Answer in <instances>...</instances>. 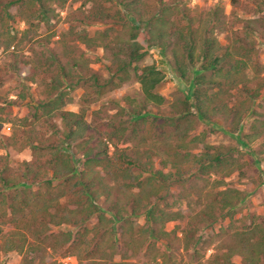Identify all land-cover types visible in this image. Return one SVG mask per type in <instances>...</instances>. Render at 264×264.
Returning <instances> with one entry per match:
<instances>
[{
	"label": "rangeland",
	"instance_id": "374dc122",
	"mask_svg": "<svg viewBox=\"0 0 264 264\" xmlns=\"http://www.w3.org/2000/svg\"><path fill=\"white\" fill-rule=\"evenodd\" d=\"M6 1L8 0H0L3 5L6 4L4 3ZM114 2L105 3L98 0L96 3L93 1L84 4L83 0H69L63 7L56 6V3L50 4L48 6H52L55 16H52V21L48 25L28 17L35 12L36 8L34 7L32 9L24 7L22 13L25 17H22L17 14V6H12L6 14L2 5H0V118L6 120V125L0 127V140L4 141V146L0 141V156L5 158L9 155L11 157V163L6 164L8 167L5 169L4 175L13 178L16 175L21 176L27 166L30 167L32 164V171H36L39 166L37 161L42 163V160H45V157L41 155V150H37L35 156L32 155V161H29L30 154L27 151L23 153L12 152L10 148L14 147L18 143V138H20L16 132H20L19 134L25 132V135H31L32 133L33 137L31 138L33 141L38 139L34 138V132H37V135L41 137L46 135L43 137L44 139L50 135L51 132L45 131L46 127L38 129L43 127L39 122H33L30 126H22L16 119L29 115L31 109L26 105L27 103L37 102L45 97L47 91L45 86L50 84L47 80L60 72L59 65L65 67L66 72L71 68V75L73 76L70 82V84L72 82L73 84L67 86L68 82L66 81L62 87V90L67 92L68 98L72 99V102H68L69 104L67 103L65 108L72 112H80L83 107L87 110L85 118L89 127L84 138L91 142L88 146L98 144L100 140L106 138V134L113 131L117 136H113L110 142L116 143L119 148L123 149L128 146V152L134 155V153L132 154L134 143L129 140L132 127H138L139 124L142 127L143 124L145 126L142 129L144 136L147 134L154 136L157 130H153L151 134L148 132V128L153 129L152 127L155 128L163 124L164 127L166 126L163 130L165 133L174 134V130L168 128L167 123L169 125V121L183 115L185 100L188 101L189 105H193V90L195 87H193L192 81L198 73L200 64L188 67L186 70L187 77L180 79L177 73L173 71L171 49L165 46L166 50L162 55L160 48L154 45L157 42L156 40L153 42L143 41L146 53L138 66L141 68L153 65L163 72L164 80L157 87V92L164 98L162 105L154 107L145 104L140 86L134 79L114 89H110L111 86L108 84L100 87L106 80L109 81L112 73L119 66L120 59L124 58L122 55L114 58L113 54L121 50L125 40H127L128 29L126 27L137 25V19L131 16L129 19H125L124 28L120 30L121 23H114L111 19L116 11ZM186 5L188 8L186 13L184 11L178 13L176 10L169 12L170 19L174 20L177 26L183 27L189 23V20H192L194 21L192 27L197 28L199 20L195 15L196 12L217 8L221 15L218 20V27L212 33L223 48L232 45L238 39L242 40L243 46L250 43L253 46L251 52L253 64H250L244 70L242 76H245L246 79L243 83L238 84L236 88H229L224 85L219 87L221 90L219 95H212L217 90L214 84L222 82L223 79L214 77L212 72L203 73L206 80L210 81L208 85L211 89L208 93L212 98H216L213 105L215 107L226 105L227 111L222 110L223 112L213 115L208 121L194 118L196 129L191 134V136L206 134L205 142L210 147L215 148L210 149L209 154L213 155L219 152L222 157L228 159V162H233L237 170L225 178L221 173L201 176L198 171V162L188 156L181 166L185 179L176 185L170 186L167 191L162 190L161 196L162 198L164 196V199L157 200L155 203L160 208L169 206L175 212H180L183 218L165 225L164 228L170 233V236L162 241L158 240L154 247L151 246L148 249L146 256H142V252L136 253L144 245L147 236L144 232L147 228L145 216L140 215L131 218L132 232H134L132 242H130L128 235H125L124 238L120 237V223L115 222L112 226L117 239L115 249L118 251L120 258L117 256V259L113 261L114 264L119 262H126L125 264H153L152 259L156 255H159V258L164 255L167 260L170 258V262L174 264H209L210 256L216 252L217 248V250H220L221 245L225 244V247L230 246L231 248L234 245L238 246L236 241L239 239V237L237 238L239 233L246 232L254 225L264 229V126L261 127L264 120V93L263 95L261 93L258 98H252L249 92L245 94L246 97L243 96L245 88L251 91L258 88H262L261 91L264 90V70L257 73V66L254 65L258 63L264 68V0H187ZM143 18L147 19L145 15H143ZM203 20L205 19L203 18ZM201 24L205 23L202 21ZM110 26L113 30L109 32L105 39L109 46L106 47L107 49L95 46L93 43H87L83 38L84 35L87 36V39L98 37L97 33L108 29ZM186 32V28H184L183 33L186 34ZM141 33L145 38L148 37L146 28L141 27ZM174 38L172 36L171 39H166L165 44L169 45V42H173ZM94 77H96L95 85L93 82ZM232 78L236 79L234 76ZM113 83L115 85L118 80L115 79ZM96 87L100 89L99 94L95 92ZM20 95L25 96V100L18 99ZM83 98L85 99L83 100ZM66 101L68 100L65 99ZM233 108L241 113L243 110H247L239 128L235 127L236 118L230 111ZM133 110L142 112L143 116L133 117L130 115ZM54 121H58V119L55 118ZM132 122L136 124L133 125ZM152 122H155L154 126L151 125ZM123 124L125 125L123 126ZM251 126H255L256 130L252 131ZM7 127L10 129L8 130ZM121 127L128 130L122 137ZM26 131H28L27 134ZM62 132L63 130L60 131L58 137L62 135ZM259 132L262 133L257 142L248 145L247 141ZM138 135L140 136V134ZM245 136H250V138L246 139ZM159 140H162V138ZM120 141H129V143L120 145ZM111 147L108 152H112L114 149L113 146ZM65 148H67V153L72 156L77 170H81L83 163L82 151L77 148L76 143L64 146ZM190 151L195 154L204 152V150L194 147L190 148ZM4 163V160L0 159L1 169L5 165ZM154 168L161 170L159 160L155 161ZM167 170L165 169L164 172H167ZM220 180H223L229 188L242 192L243 199L231 210V216L227 217L225 214L228 211L224 210L222 211L223 215L218 217L217 222L211 227H207L208 223L205 225L202 223L204 218L202 212L203 210L205 212L209 211L205 207L211 204L212 208L210 207V210L218 213V205L212 200L206 203L205 199L210 200L212 197H216L217 191L224 188L222 186L216 187L219 186L217 182ZM109 184L112 183L109 182ZM54 185H58V181H54ZM24 186L28 187V185ZM37 189L38 185L36 184L33 190ZM56 193L57 191L54 189L51 196L55 197ZM129 196L130 194L119 192L116 189L108 197L99 199L97 204L109 218H112L113 214L109 212V208L116 203L123 204ZM127 211L129 214L130 210ZM0 213L3 214V208H0ZM95 217L97 218V215ZM187 223H189L191 229L195 227L193 228L195 233L193 236L200 239L195 246L188 247V251L185 249L187 241L184 240L182 232L183 229L187 228ZM96 225L97 220L86 224L90 229ZM108 225L110 224L108 223ZM82 227L80 226L81 230ZM1 228L0 250L8 246L5 244L4 239L2 240V237L5 238L6 234L12 230V226L6 225ZM59 230L66 232L68 228L65 227ZM101 230L103 231V229ZM77 231L76 228L74 233ZM54 232H56V229L52 228L46 234L51 235ZM81 234H83L82 231ZM217 234H222V237L217 238ZM112 238L113 236L108 232L103 237H98L95 230H92L91 233L86 235L85 239L89 245L86 244L87 247L83 245L81 249L75 252L81 253L82 250H89L96 253L97 256L102 252L108 254L107 252L111 251ZM210 239L212 243L211 246H208ZM241 239H247V236L244 235ZM45 242L42 245L43 248L40 249V245V250L34 254L36 260L34 264H62L60 259L64 257V249L47 247V243L51 244L50 237ZM126 244L129 245L128 249H126ZM132 252L136 253L135 256L127 259L130 256L128 254ZM68 254L74 255L72 251ZM121 256H125V259H122ZM17 257L15 259L19 260V264H22V256L17 255ZM9 260H12L10 255L0 253V264H7ZM230 261L233 264H244L245 262L242 255H236ZM249 261L253 262L250 258ZM107 264L113 263L108 261ZM246 264H248V260ZM256 264H264V261L260 259Z\"/></svg>",
	"mask_w": 264,
	"mask_h": 264
},
{
	"label": "trees",
	"instance_id": "16d2710c",
	"mask_svg": "<svg viewBox=\"0 0 264 264\" xmlns=\"http://www.w3.org/2000/svg\"><path fill=\"white\" fill-rule=\"evenodd\" d=\"M68 1L8 0L4 2L6 3L5 5L2 2H0V5H2L6 14L12 6H17V14L22 17H25L22 13L24 7L27 9L34 7L36 8L35 12L28 17L48 25L52 21V16H55L54 9L48 5L56 3V6L63 7ZM93 1L96 3L98 0H83V3H91ZM102 1L105 3L115 1L116 11L111 16V19L114 23H121L120 30L124 28L125 19H129L131 16L137 19V25L126 27L128 29L127 40H125L121 50L113 54L114 58L120 55L124 56V58L120 59V64L112 73L109 81L106 80L102 85L99 84L100 87L108 84L111 86L110 89H114L134 79L140 86L145 104H150L154 107L162 105L164 98L157 92V87L164 80L163 72L153 65L141 68L138 66V63L146 53L143 41L149 40L153 42L156 40L157 42L154 45L160 48L162 55L165 53L166 48L171 49L173 71L177 73L180 79L187 77L186 70L188 67L200 64L198 73L192 81L193 87H195L193 90L194 103L189 105L188 101L185 100L183 115L169 121V125L167 123L168 128L170 127L174 130V134L165 133L163 130L166 126L164 127L163 124L155 128L152 127L153 129L148 128V132L151 134L153 130H157L154 136H149V134L144 136L142 129L145 126L143 124L142 127L141 124L138 127H132L129 140L134 143L132 147V154L134 153V155L128 152V146L123 149L119 148L116 143L110 142L113 136H117L113 131L106 134V138L100 140L98 144L88 146L90 141L84 138L89 127L85 118L87 110L83 107L80 112L75 113L64 109L68 102H72V99L68 98L67 92L62 90V87L66 81L68 82L67 86L72 85L73 82L71 84L70 82L73 76L71 75V68L66 72L65 67L59 65L60 72L48 78V83L50 82V84L45 86L47 89L45 97L37 102L27 103L26 105L31 109L29 115L16 119L22 126H30L33 122H39L43 127L38 129L46 127L45 131L51 132L48 135L49 138L48 136L45 138L46 140L43 138L46 135L41 137L37 135V132H34V138H38L34 139V141L31 138L33 137L32 133L31 135H25V132L24 134L16 132L18 133L17 136L20 137L18 138V143H16L17 145H21L23 148H30L33 156H35L37 150H41V155L45 157V160H42V163L37 161L39 166L36 171H32V164L30 167L27 166L21 176L16 175L13 178L4 175L5 169L8 167L6 164L11 162L9 155L5 158L1 157L5 165L2 169L0 168V208H3V214L0 213V235L2 226L10 225L12 230L6 234L5 238L2 237V240L4 239L5 244L8 246L2 248L0 253L6 254L9 251H16L22 256V264H34L36 261L34 254L43 248V243H46L45 240L49 237L51 244L47 243V247L52 249L63 248L64 258L72 251L78 259V264H107L108 261L114 264L113 261L118 251L115 249L117 239L112 226L115 222L120 223V237L124 238L125 235H128L130 242H132L134 232H132L131 218L140 215L145 216L147 228L144 232L147 236L144 245L136 253L139 254L146 248L143 254V256H146L148 249L151 246L154 247L158 240L162 241L170 236V233L164 228L165 225L183 218L180 212H175L169 206L160 208L155 203L157 200L164 199V196L163 198L161 196L162 190L167 191L170 186L176 185L185 179L181 166L188 156L198 162V171L201 176L221 173L223 178H225L237 170L235 164L228 162V159L222 157L219 152L213 155L209 154V150L215 148L210 147L205 142L206 134L202 133L194 136H191V134L196 129L194 118L208 121L213 115L223 112L222 110L224 112L227 111L226 105L223 107H215L213 105L216 98H212L208 93L211 89L208 85L210 81L206 80L203 73L212 72L214 77L223 79L222 82L214 84L217 90L212 95H219L221 91L219 87L224 85L229 88H236L238 84L243 83L246 79L245 76H242L244 70L250 64H253L251 56L253 46L250 45L251 43L249 44L250 46L248 44L243 46L242 40L238 39L232 45L226 46L225 49L223 48L212 33L218 27L219 16L221 15L217 8L197 11L195 15L199 20V25L197 28H193L192 22L194 23V21L192 20H189V23L185 24V26L180 27L175 24L174 20L170 19L169 12L171 13L173 10L178 11V13L181 11L187 12V0ZM143 15L147 19L143 18ZM202 21L205 24H201ZM141 27L146 28L147 38L141 33ZM184 28H186V34L183 33ZM112 30L113 28L110 26L108 29L97 33L98 37L87 39V36L84 35L83 38L87 43H93V45L105 49L109 47L105 39ZM172 36L175 37L173 42H169V45H166V39H171ZM254 65L257 66V73H261L264 70L258 63ZM233 76L236 79H233ZM115 79L118 80V83L113 85ZM93 82L95 85L96 77L93 78ZM247 89H244L245 93H243V96L249 92L252 98H258L262 88L254 91ZM99 90V88L95 90L96 94L100 93ZM24 97L20 95L18 99L25 100ZM65 99L68 101L65 102ZM230 111L236 118L235 127L239 128L247 110H243L241 113L233 108ZM130 115L140 117L143 116V113L133 110ZM55 118L58 121H54ZM5 122V119L0 118V127L6 125ZM132 124L136 123L132 122ZM151 125L154 126L155 122H152ZM263 126L264 120L261 123V127ZM251 129L255 131L256 127L251 126ZM61 130H63L62 135L58 137ZM127 131V128L121 127V137ZM27 133L28 131H26ZM261 133L255 134L251 140L247 141L248 144L256 141ZM135 136L137 137L135 138ZM160 138L162 140H159ZM245 138L249 139L250 136H245ZM0 141L4 146V141L2 139ZM120 142V145L129 143V141ZM72 143H76L77 148L82 151L83 163L82 169L79 171L73 163L72 156L67 153V148L64 149V146L72 145ZM111 146L114 149L112 152H108V149L112 148ZM193 147L204 150V152L192 153L190 148ZM157 160H159L161 170L154 168ZM165 169H168L167 172H164ZM29 177H31L30 180ZM74 180L75 182L73 183ZM54 181H58V185H54ZM109 182L112 184H109ZM217 183L219 185L216 186L217 188L220 186L224 188L217 191L216 197H212L210 200L205 199V202L208 203L212 200V202L216 203L218 205V213L210 210L212 208L211 204L205 207L209 211L205 212L203 210L202 212L204 217L202 223L203 225L208 223L207 227L215 224L218 217L223 215L222 211L224 210L228 211L225 214L227 217L231 216V210L243 199L242 192L229 188L223 180ZM22 184L28 185V188L22 186ZM36 184L38 189L33 190ZM50 188L53 189V192ZM54 189H56L57 195L52 197ZM116 189L119 192L130 194V196L126 198L123 204L116 203L109 208V212L113 214L112 218H109L99 208L97 202L99 199L111 195L112 191ZM135 189L137 190L136 192ZM127 210H130L129 214ZM96 215L97 225L90 229L86 224ZM127 224H129L128 227H126ZM67 226H71L74 229L77 228L78 231L73 234L70 230L66 232L59 230ZM80 226H83L82 230ZM186 227L182 232L184 240L187 241L185 246L187 250L188 247L195 246L200 239L193 236L195 234L193 228L195 227L191 229L189 223L186 224ZM52 228L56 229L55 235L53 233L47 235L46 233L50 232ZM92 230H95V234L98 237H103L107 232L113 236L111 251L109 250L108 254L102 252L97 256L96 253L89 250H82L81 253L75 252L81 249L83 245L85 247H87L86 244L89 245L85 239L86 235L91 233ZM81 231L83 234H81ZM244 235L247 236V239L242 240L241 238ZM78 236L80 238L77 239ZM216 237L221 238L222 234H217ZM238 237L239 239L236 241L238 246L234 245L231 248L230 246L225 247V244L221 245L220 250H217V248L216 252L210 256L208 263L233 264L230 260L236 255L244 257V264H246L247 260L248 264H256L260 259L264 261L263 228L254 225L246 232L239 233ZM188 242L190 244H187ZM211 243L210 239L208 246H211ZM128 248L129 245L126 244V249ZM220 251L222 252L220 253ZM135 254L132 252L127 259L135 256ZM158 256L156 255L152 259L153 264H174L170 262V258L167 260L164 255L161 258ZM121 258L125 259V256H121ZM249 258L253 262H250ZM125 263L119 262L117 264Z\"/></svg>",
	"mask_w": 264,
	"mask_h": 264
},
{
	"label": "crops",
	"instance_id": "0c3cea01",
	"mask_svg": "<svg viewBox=\"0 0 264 264\" xmlns=\"http://www.w3.org/2000/svg\"><path fill=\"white\" fill-rule=\"evenodd\" d=\"M47 81H49V79L47 80ZM31 82H34V81H31ZM50 83V82H49ZM262 91H264V90H262ZM260 92V95H261V93H262V95H263V93L264 92ZM69 104V103H68ZM65 110H67V108H64ZM68 111V110H67ZM75 113H77V112H75ZM258 140V139H257ZM257 140L256 141H254V143L255 142H257ZM253 143V142H252ZM251 143V144H252ZM251 144H248V145H251ZM11 150H12V152L14 151H17V152H26L27 151V153H29L30 154V159H29V161H32V155H33V152H32V150L30 149V148H28V147H21V145H18L17 147L16 146H14V147H12V148H10ZM9 158H10V160H11V157L9 156ZM0 159H1V156H0ZM2 160V159H1ZM11 163V162H10ZM24 185H26V184H22V186H24ZM24 187H26V186H24ZM26 188H28V187H26ZM93 220H97V218L96 217H94V218H92L91 219V222L93 221ZM95 225V224H94ZM63 228H65V227H63ZM67 228H68V230H70V231H72V233L73 234H75L74 233V228L73 227H71V226H67ZM67 230V231H68ZM65 232V231H64ZM119 250V249H118ZM144 251H145V249H144ZM144 251H142L143 253L141 254L142 256H143V254H144ZM6 254H8V255H10L11 256V258H12V260H9V262L7 263V264H19V260H17V259H15V257L16 258H18L17 257V255H20L18 252H16V251H9V252H7ZM128 255H131V253H129ZM116 257H115V259H117V256H118V254L117 255H115ZM66 257H72V258H74L75 259V261L77 262V264H78V260H77V258H76V256H74V255H71V254H67V256ZM119 257V256H118ZM64 258V257H63ZM120 258V257H119ZM114 259V260H115ZM61 260L62 259H60V262H61ZM129 261V260H128ZM129 263V262H128Z\"/></svg>",
	"mask_w": 264,
	"mask_h": 264
},
{
	"label": "built area",
	"instance_id": "2783aa9c",
	"mask_svg": "<svg viewBox=\"0 0 264 264\" xmlns=\"http://www.w3.org/2000/svg\"><path fill=\"white\" fill-rule=\"evenodd\" d=\"M7 129L9 130L10 128L7 127ZM61 263L62 264H77V262L75 261L74 258L72 257H65L61 260Z\"/></svg>",
	"mask_w": 264,
	"mask_h": 264
}]
</instances>
